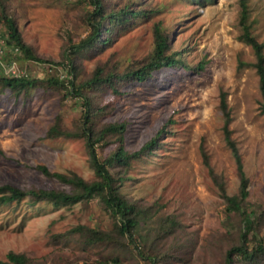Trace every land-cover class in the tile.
Wrapping results in <instances>:
<instances>
[{"label":"rangeland","instance_id":"rangeland-1","mask_svg":"<svg viewBox=\"0 0 264 264\" xmlns=\"http://www.w3.org/2000/svg\"><path fill=\"white\" fill-rule=\"evenodd\" d=\"M102 1L109 16L121 18L101 33L111 44L72 54L92 32L90 0H2L23 42L42 61L13 53L0 20L5 67L15 58L19 70L37 80L21 92L0 85V187L75 191L45 176L40 165L98 180L83 136L84 103L68 80L85 82L101 70L113 80L84 90L91 126L96 135L109 126L117 131L102 135L99 158L110 159L121 146L133 155L156 139L128 167H111L120 194L139 211L135 241L119 234V222L100 196L61 206L33 204L28 197L0 205V260L14 252L31 264H224L227 252L243 244V229L250 248L264 241V112L256 56L241 39V0ZM247 5L251 33L264 43V0ZM125 9L140 14L126 17L120 13ZM158 24L169 38L168 54L181 64L141 83L124 77L152 59ZM51 77L65 87L49 86ZM223 95L250 180L244 204L250 228L242 216L227 213L220 192L219 184L229 195L240 187L224 139ZM51 128L57 133L49 135ZM234 264H264V258L236 255Z\"/></svg>","mask_w":264,"mask_h":264},{"label":"trees","instance_id":"trees-1","mask_svg":"<svg viewBox=\"0 0 264 264\" xmlns=\"http://www.w3.org/2000/svg\"><path fill=\"white\" fill-rule=\"evenodd\" d=\"M247 3L248 0L240 1L242 7L241 28L243 29L241 39L253 48L256 56V62L253 65L257 70V74L259 77V89L262 96V110L264 112V43H260L251 33V24H248L247 22ZM90 4L93 6V10L89 12L88 19L92 27V32L86 39L82 40L79 44L74 45L71 48L72 54H75L78 51L94 48L98 44L109 46L111 44V38L109 36L103 38L101 33L105 31L107 33L112 31L110 27H106L107 23L110 24L111 22L113 24L114 22L121 21L119 15H115L112 13V15L109 16L106 13L102 0H90ZM0 8H2V11L0 13V20L3 21L8 35L7 44L9 46H12V48L18 47L20 49V52L25 54L28 59L42 61V59L39 58L33 52V50L23 42L14 19L5 13V8L2 4V0H0ZM120 13H122L126 17L127 15L137 16L140 14V12L128 11V9L122 10ZM108 17H110L109 20H107ZM154 36L155 50L150 62L146 66L138 70L127 73V75H125L124 77L135 79L136 81L141 83L149 79L151 75L156 71H160L165 67L174 68L181 64V61L168 54V51L170 49V41L168 36L164 33L161 24L155 26ZM75 71L76 70L73 67L69 71L70 75H74ZM75 78L76 76H74V79L71 78L70 80H68V82L70 83V88L73 90V92L77 96L81 97L84 103L85 112L83 115V136L86 139L90 156V163L98 177V180L87 182L76 174L66 175L62 173H54L51 172L47 166L40 165L38 166V170H40L45 176L49 178H55L62 183L72 185L75 188V191L73 193H68L65 191L56 190H22L18 187L7 185L0 187V205L9 204L15 201L19 202L25 198L30 197L33 204L42 201H49L52 202V204L55 206H61L64 204L78 203L83 200H89L96 196H100L102 197V200L108 211L111 212L113 217L118 220L120 225L118 228L119 234L121 236H128V238H130V240L134 242V230L139 223L137 218L139 211L137 210L136 205L130 203L120 194V189L116 184V178L111 172V167L115 163L128 167L132 159L140 158L142 153L154 147V145L156 144V139H153L150 143L143 146V148L139 152L134 153L133 155L128 154L124 147L121 146L110 159L102 161L99 158L97 152V143L99 142L103 134H105L106 132H115L117 131V129L115 126H109L105 128L100 135L95 134L91 126L92 104L85 94L84 90L92 87L94 84L111 83L113 80V75L104 77L102 71L98 70L91 79L85 82L77 83L75 82ZM36 83L37 80H32L27 77H9L4 75L0 77L1 86L16 90L18 92L24 91L32 87ZM46 83L52 87H65V82L61 81L60 78H48ZM221 109L223 111L225 119L223 128L224 139L227 146L231 150L236 162V167L240 178V187L237 195H229L226 191V187L222 184H219L220 192L221 196L226 201L227 213L229 215L234 214L242 216L244 223H247L245 224V227L250 228L251 219L249 217H245L246 212L244 208V204L246 203L250 195V180L248 179L244 171V163L239 147L232 137V131L230 130L231 116L224 95L222 97ZM55 133H57V130L55 128H51L49 131V135ZM61 133H64L68 136L71 135L70 132L63 131ZM213 177H216L214 173ZM215 181L218 182V179H215ZM246 236L247 234L243 229V244L234 246L227 252L224 264H234L236 255H240L243 259L250 261L257 258H264V241L259 240L256 245L250 248V246L247 244ZM0 264H31V260L25 254L10 252L7 254L4 260H0Z\"/></svg>","mask_w":264,"mask_h":264},{"label":"built area","instance_id":"built-area-1","mask_svg":"<svg viewBox=\"0 0 264 264\" xmlns=\"http://www.w3.org/2000/svg\"><path fill=\"white\" fill-rule=\"evenodd\" d=\"M15 54H20V49L18 47L13 48ZM0 55H4V50L1 47L0 48ZM0 72L3 71L6 74H8L7 76L9 77H29L28 73H24L22 71L19 70L18 64H17V60H15V58L10 59V62L7 64V66L5 67V64L3 63V58H0Z\"/></svg>","mask_w":264,"mask_h":264}]
</instances>
